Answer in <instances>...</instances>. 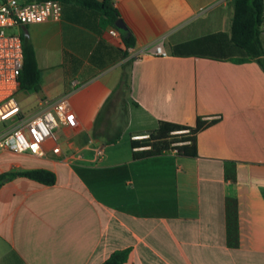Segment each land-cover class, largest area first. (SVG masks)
<instances>
[{
	"label": "crops",
	"instance_id": "crops-1",
	"mask_svg": "<svg viewBox=\"0 0 264 264\" xmlns=\"http://www.w3.org/2000/svg\"><path fill=\"white\" fill-rule=\"evenodd\" d=\"M111 2L131 46L73 2L57 18L9 27L27 35L39 69L37 90H16L20 110L60 99L67 120L42 155L0 148V172L55 174L50 184L0 182V264H99L127 246L124 264H264V70L255 60L170 53L228 33L231 0ZM157 40L165 55L152 53ZM127 63L123 102L99 111ZM197 115L217 120L196 132V155L131 157L129 139L157 120L192 124Z\"/></svg>",
	"mask_w": 264,
	"mask_h": 264
},
{
	"label": "trees",
	"instance_id": "trees-1",
	"mask_svg": "<svg viewBox=\"0 0 264 264\" xmlns=\"http://www.w3.org/2000/svg\"><path fill=\"white\" fill-rule=\"evenodd\" d=\"M73 2L95 10L99 14L101 24L115 26L119 18L111 0H59ZM232 13L228 33L215 31L196 36L170 46V53L174 55H202L208 57L227 58L233 61H257L264 70V0H231ZM121 41L125 46L134 42L133 35L128 28H117ZM22 43V63L16 77L19 89L37 90L39 86V69L36 65L34 50L25 33L20 34ZM124 64L120 77L110 95L103 102L107 107L114 100L123 102L125 93L129 90V72ZM113 100V101H112ZM122 108V107H121ZM100 112H98L99 115ZM123 121L124 110L122 109ZM97 118V115H96ZM217 117L206 118L197 115L192 124L159 119L156 125L147 132V136L130 138L131 157L140 158L158 154L172 149L177 154L196 155L195 134L198 130L215 122ZM119 132L107 138L105 142H114ZM135 147H139L135 149ZM23 175L43 184L54 182L55 174L46 167H31L18 170L0 172V182L6 178ZM129 247L112 250L99 264H124Z\"/></svg>",
	"mask_w": 264,
	"mask_h": 264
},
{
	"label": "built area",
	"instance_id": "built-area-1",
	"mask_svg": "<svg viewBox=\"0 0 264 264\" xmlns=\"http://www.w3.org/2000/svg\"><path fill=\"white\" fill-rule=\"evenodd\" d=\"M60 10L59 0H0V148L42 155L43 144L52 128L67 120L66 105L60 99L42 97L36 110L30 113L20 110L15 93L22 63V43L20 34L9 30L14 25L57 18ZM111 33L115 30L111 29ZM152 53L166 54L160 40L153 43ZM50 149L59 150L57 145Z\"/></svg>",
	"mask_w": 264,
	"mask_h": 264
},
{
	"label": "water",
	"instance_id": "water-1",
	"mask_svg": "<svg viewBox=\"0 0 264 264\" xmlns=\"http://www.w3.org/2000/svg\"><path fill=\"white\" fill-rule=\"evenodd\" d=\"M115 26L117 28H121V29H124L125 28V24L122 22V20L120 18H117L115 20Z\"/></svg>",
	"mask_w": 264,
	"mask_h": 264
},
{
	"label": "rangeland",
	"instance_id": "rangeland-1",
	"mask_svg": "<svg viewBox=\"0 0 264 264\" xmlns=\"http://www.w3.org/2000/svg\"><path fill=\"white\" fill-rule=\"evenodd\" d=\"M1 126H2V122H0V128H1Z\"/></svg>",
	"mask_w": 264,
	"mask_h": 264
}]
</instances>
